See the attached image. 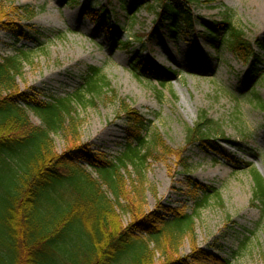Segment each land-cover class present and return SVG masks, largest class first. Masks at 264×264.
Returning a JSON list of instances; mask_svg holds the SVG:
<instances>
[{
	"label": "rangeland",
	"instance_id": "obj_1",
	"mask_svg": "<svg viewBox=\"0 0 264 264\" xmlns=\"http://www.w3.org/2000/svg\"><path fill=\"white\" fill-rule=\"evenodd\" d=\"M15 2L45 6L30 21L41 31L32 32L31 38L18 39L11 31L0 28V60L15 55V45L35 49L30 61L23 60L17 77L20 89L36 87L64 97L81 86L88 66H97L118 97L151 119L170 146L185 145L186 127L197 120L202 109L221 124L227 137L240 141L236 146L219 139L220 151L209 146H189V170L174 157L150 158L143 175L145 209L159 211L168 219L174 217L175 210L187 212L193 215L200 248L229 257L233 264H264V203L252 200L251 172L256 168L264 177V109L247 96L254 84L264 99V64H259L257 71L250 70L232 51L213 44L201 24L231 16L264 58V0H211L193 7L195 27L178 35L159 25L155 12L146 7L131 12L128 8L133 6V0ZM84 6L89 11L101 7L109 11L108 34L100 20H95V13L85 12ZM106 16L103 11L100 18ZM115 37L130 40L133 48L142 49L155 68L168 72L170 82L163 86L156 79L135 74L129 66L130 53L115 45ZM108 94L97 95L94 103L88 102L85 107L77 105L79 134L80 141L89 144L97 156L117 162L126 150L127 123L116 116L119 98L111 100ZM29 114L35 124H42L41 114L32 109ZM52 136L57 151H65L63 133L53 132ZM82 166L97 178L91 166ZM134 169L129 163L128 169L122 171L131 179L130 175L136 178ZM197 183L214 187L220 196L212 192L209 200L198 206L204 192L195 187ZM117 208L127 224L129 213ZM149 242L151 246L155 243ZM191 252L190 236L186 235L180 253ZM156 257L161 260L159 251Z\"/></svg>",
	"mask_w": 264,
	"mask_h": 264
},
{
	"label": "trees",
	"instance_id": "obj_2",
	"mask_svg": "<svg viewBox=\"0 0 264 264\" xmlns=\"http://www.w3.org/2000/svg\"><path fill=\"white\" fill-rule=\"evenodd\" d=\"M210 1L133 0L128 9L133 12L146 7L154 11L157 23L178 35L195 27L193 7ZM44 8L0 0V28L18 39L31 38L32 32L41 31L30 21ZM104 8L89 11L84 6V11L95 13V20H100L108 34L109 11ZM103 11L107 13L105 19L100 18ZM201 24L213 44L232 51L250 70L257 71V66L264 64V58L231 16ZM34 40L38 41L36 37ZM114 42L130 53L129 66L140 78L156 79L163 86L170 82L168 72L155 68L142 49L132 47V41L115 37ZM14 48L15 55L0 60V264H233L231 258L216 256L197 245L193 215L175 210L174 217L168 219L159 211L146 210L143 175L150 158L174 157L189 170V146L220 151L219 139L236 146L240 141L227 137L221 124L202 109L197 120L186 127L185 145L170 146L151 119L118 97L97 66H88L81 86L64 97L36 87L20 89L17 77L23 60L30 61L35 49ZM101 93L111 100L119 98L116 116L127 123L126 150L117 162L97 156L89 144L80 141L77 105L94 103ZM247 96L264 109V99L254 84ZM30 109L41 114L42 124L32 121ZM53 132L65 136V151H57ZM129 163L136 178L130 175L128 179L122 171ZM84 164L97 172V178L83 169ZM251 172L252 200L264 203V177L256 168ZM195 187L204 192L198 206L207 202L212 192L217 193L212 186L197 183ZM117 207L129 213L127 224ZM186 235L190 236L191 254L180 253ZM149 240H154L153 246Z\"/></svg>",
	"mask_w": 264,
	"mask_h": 264
}]
</instances>
